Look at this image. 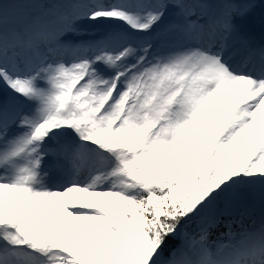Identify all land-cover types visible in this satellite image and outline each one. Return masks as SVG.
Wrapping results in <instances>:
<instances>
[{
	"label": "snow or ice",
	"instance_id": "6c2138e0",
	"mask_svg": "<svg viewBox=\"0 0 264 264\" xmlns=\"http://www.w3.org/2000/svg\"><path fill=\"white\" fill-rule=\"evenodd\" d=\"M262 7L0 0V264H264Z\"/></svg>",
	"mask_w": 264,
	"mask_h": 264
},
{
	"label": "rangeland",
	"instance_id": "374dc122",
	"mask_svg": "<svg viewBox=\"0 0 264 264\" xmlns=\"http://www.w3.org/2000/svg\"><path fill=\"white\" fill-rule=\"evenodd\" d=\"M247 196L252 201H255V202H263L258 197H253V196H250V195H247ZM257 212H258V214H257ZM262 212H261V210L259 211V209H257V211L255 210L254 211V214L256 216H253V214L243 213V218L242 219H243V221H244V223L246 225H250L253 222H256L258 224L257 220L260 218L259 214L262 213Z\"/></svg>",
	"mask_w": 264,
	"mask_h": 264
},
{
	"label": "trees",
	"instance_id": "16d2710c",
	"mask_svg": "<svg viewBox=\"0 0 264 264\" xmlns=\"http://www.w3.org/2000/svg\"><path fill=\"white\" fill-rule=\"evenodd\" d=\"M244 197V196H243ZM243 197L241 198V200L243 199ZM235 219L236 218V216L233 214V213H231V216H224L223 217V219H225V220H228V219ZM193 227H195V225H193ZM218 232H223V231H226V229L223 227V226H221V228H219L218 230H217ZM213 238H215V237H213Z\"/></svg>",
	"mask_w": 264,
	"mask_h": 264
},
{
	"label": "bare ground",
	"instance_id": "6f19581e",
	"mask_svg": "<svg viewBox=\"0 0 264 264\" xmlns=\"http://www.w3.org/2000/svg\"><path fill=\"white\" fill-rule=\"evenodd\" d=\"M256 15V14H255Z\"/></svg>",
	"mask_w": 264,
	"mask_h": 264
}]
</instances>
